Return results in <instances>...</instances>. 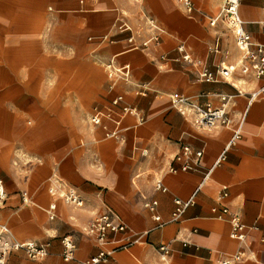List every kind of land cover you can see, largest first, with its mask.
Listing matches in <instances>:
<instances>
[{
  "label": "crops",
  "instance_id": "1",
  "mask_svg": "<svg viewBox=\"0 0 264 264\" xmlns=\"http://www.w3.org/2000/svg\"><path fill=\"white\" fill-rule=\"evenodd\" d=\"M263 2L241 0L239 8L244 27L262 43ZM222 3L192 0L187 7L183 0H0V177L9 184L0 223L9 228L11 240L50 242L45 258L13 250L6 264H83L100 249L109 252L102 264H153L161 242L172 247L169 264H220L241 246L245 257L233 264H264V97L254 102L242 136L215 164L248 106L246 92L264 80L239 69L228 79L217 73L216 80H204L201 66L184 60L178 50L184 44L213 70L239 62L242 52L233 30L222 20L210 23ZM144 15L154 16L164 29L147 47L142 42L154 29ZM123 21L134 29V44L127 40L129 32H112V25ZM162 53L167 57L161 58ZM90 56L130 64L131 78L112 80L105 68L110 84L102 86L107 95L92 85H77V60ZM89 64L84 76L92 78ZM62 76H69L71 84L62 85ZM174 92L188 97L185 114L173 106ZM118 93L123 94L119 106L134 111L124 112L118 136H107L105 125L115 124L107 119L90 123L88 110L107 109ZM221 93L232 95L231 122L209 128L197 124V108L219 106ZM53 102L55 117L39 122ZM35 114L33 120L26 119ZM182 144L203 149L201 163L193 170L167 171L169 155ZM142 149L148 150L144 156ZM208 171L195 204L180 220L157 227L145 202L157 199L156 211L170 220L175 197L189 198ZM54 175L77 189L81 206L49 192ZM159 179L167 191L156 187ZM223 187L228 195L220 199ZM53 201L57 217L50 219L46 209ZM223 205L246 224L259 225L247 230V243L231 238L228 214L218 217L213 210L220 212ZM108 210L132 232L142 233L135 244L115 249L131 232L111 233L105 242L89 234L88 222ZM64 235L77 244L70 260L63 257Z\"/></svg>",
  "mask_w": 264,
  "mask_h": 264
},
{
  "label": "built area",
  "instance_id": "2",
  "mask_svg": "<svg viewBox=\"0 0 264 264\" xmlns=\"http://www.w3.org/2000/svg\"><path fill=\"white\" fill-rule=\"evenodd\" d=\"M187 7L192 6V0H183ZM240 3L241 0H223L220 10L216 16L211 20V24H215L218 20L224 21L227 26L233 30L236 43L238 48L242 52V57L236 64H225L217 66L216 70L210 69L207 66L202 65V60L194 57L189 51L186 50L184 44L178 46V50L182 52V58L188 62H191L195 66H201L199 70L200 78L208 81L216 80V74H220L223 78L228 79L237 69H239L243 74H252L257 78L264 80V43L256 42L253 40L251 33L244 27V20L240 14ZM264 9V2H263ZM144 20L149 24L150 27L154 29V32L142 42L143 47H147L152 41H157L160 39L161 34L164 29L160 26L159 22L154 16L144 15ZM259 24L264 28V16L260 20ZM113 34H118L121 32H129L127 40L130 44H134L135 36L134 29L127 22L115 23L112 25ZM109 41L113 40L112 35L107 37ZM165 53L161 54V58H166ZM108 66V76L112 80L124 79L128 80L131 77V67L130 64L118 65L114 62V59H110L107 62ZM238 94H243L242 91L238 90ZM248 97V106L245 111L241 114L240 121L234 129L233 136L230 142L227 144L226 148L222 154L217 158L215 164H220L226 157V152L228 146L235 143L242 136V131L245 122L248 120L249 114L251 112L252 106L255 101L264 97V82L263 84L254 87L252 90L246 92ZM221 103L219 106L212 107L209 104L205 106H199L197 108V116L195 121L202 127H212L218 124L227 125L231 122L229 115V103L232 95L221 93L219 94ZM123 99V94L118 93L111 99V104L107 109L96 108L89 117V122L97 125L104 124V120H110L115 125L113 128H109L105 125L107 136H118L119 129L118 125L121 122V118L126 111H134L133 108L129 106H119L120 101ZM172 104L181 113L187 112V105L190 103L188 97L181 92H174L171 96ZM148 153L147 149H142L140 155H146ZM203 154V149L194 150L188 144H182L179 151L169 155L170 165L167 167V171H176L178 169L182 170H193L196 169L201 163V158ZM179 163V165H175ZM209 171L206 172L204 180L197 186L194 193L187 199H182L180 197H175V208L172 212L170 220H164L160 214L156 211L158 200L152 199L145 202V206L149 208L152 213L153 218L158 222L157 227H161L167 224L169 221H178L182 218L183 214L190 206L194 205L196 202V194L202 188L204 181L208 178ZM56 183L49 186V192L53 195H60L68 203H72L78 206L83 204V199L79 195L77 189L63 180L60 176L54 175ZM156 187L162 191H167L168 187L159 179L156 183ZM9 195V184L0 177V207L3 206ZM228 195L227 187H223L220 192L219 198L223 199ZM23 200L28 201L27 192H23ZM50 219L57 217V203L55 201L51 202L46 209ZM218 217H224L226 214L229 215V220L231 222V238L247 243V230L259 229V225L255 222L250 225L246 224L241 220L237 213L230 212L228 205H223L220 212L216 207L213 208ZM86 230L89 234L95 236L100 241H107L111 233L118 232H131L125 235V240L118 243L115 249L128 248L135 244L139 239V233L132 232L129 225L114 211L108 210L101 215L94 217L86 225ZM9 228L7 225L0 223V264H6L9 258V254L13 250H23L28 257L33 259H43L50 253V242L40 243L35 240H11L8 237ZM264 240V236L262 237ZM63 244V257L66 260L75 258L76 242L71 235H64L61 238ZM158 260L153 264H169V258L172 253V247L169 242H161L157 246ZM245 252L244 247L236 252L228 254L219 260L220 264H233L237 261L244 259ZM109 258V252L105 249H100L97 254L91 256L90 258L83 261V264H102L106 262Z\"/></svg>",
  "mask_w": 264,
  "mask_h": 264
},
{
  "label": "rangeland",
  "instance_id": "3",
  "mask_svg": "<svg viewBox=\"0 0 264 264\" xmlns=\"http://www.w3.org/2000/svg\"><path fill=\"white\" fill-rule=\"evenodd\" d=\"M87 62H91V64H89L88 66H90V68H92L94 70V74L92 75V78L90 76L89 77L84 76V71H83L84 69L83 68H85ZM77 68H78L77 85L84 86V88L86 87L87 84L90 85V86L92 85L93 86V89L95 91H97L98 93H101L103 95H107V91L105 90V88H103V86L106 83H108V85L110 84V81L108 79V76L106 75V72H105V68H108L107 63L100 62L98 60H95L94 61V60H92V57L91 56L90 57H87L84 60H82L79 57L78 60H77ZM70 79L71 78L69 76H62V78H61V84L62 85H69V84H71V80ZM91 81H92V83H91ZM109 95L111 97L113 96L112 94H109ZM54 107H55V103L53 102L51 104L50 108H48V110L43 114L42 117H40L38 119V121L40 122L41 120H43L44 118H46V116L55 117L56 112L54 110ZM40 110H38V112ZM90 110L91 109L88 110L87 120L89 119V117L91 115L90 114ZM36 117H37V114H35V115H27L26 116V119L27 120H29V119L30 120H33ZM39 122H37V123H39Z\"/></svg>",
  "mask_w": 264,
  "mask_h": 264
}]
</instances>
